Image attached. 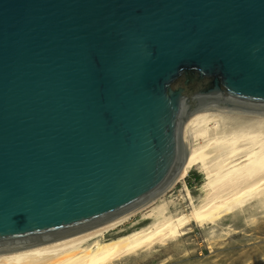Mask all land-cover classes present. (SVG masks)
Masks as SVG:
<instances>
[{"label": "water", "instance_id": "95a60500", "mask_svg": "<svg viewBox=\"0 0 264 264\" xmlns=\"http://www.w3.org/2000/svg\"><path fill=\"white\" fill-rule=\"evenodd\" d=\"M202 108L264 113V0H0V251L143 206Z\"/></svg>", "mask_w": 264, "mask_h": 264}, {"label": "bare ground", "instance_id": "6f19581e", "mask_svg": "<svg viewBox=\"0 0 264 264\" xmlns=\"http://www.w3.org/2000/svg\"><path fill=\"white\" fill-rule=\"evenodd\" d=\"M185 141L186 153L174 176L140 208L71 238L0 251V264H115L177 240L193 223L204 228L227 216L242 217L254 204L264 210V113L199 109L187 121ZM194 168L204 177L199 200L186 184ZM179 183L189 205L171 212L163 197Z\"/></svg>", "mask_w": 264, "mask_h": 264}, {"label": "rangeland", "instance_id": "374dc122", "mask_svg": "<svg viewBox=\"0 0 264 264\" xmlns=\"http://www.w3.org/2000/svg\"><path fill=\"white\" fill-rule=\"evenodd\" d=\"M201 174L194 168L186 178L187 186L198 200L202 196L199 186L204 181ZM163 200L171 212L189 205L181 183L168 191ZM246 215L250 216L247 222L243 220ZM138 219L139 216L134 218L135 221ZM144 223L147 221L141 224ZM189 229L190 233L167 245H158L115 264H264V210L256 204L251 205L242 217L227 216L204 228L193 223Z\"/></svg>", "mask_w": 264, "mask_h": 264}]
</instances>
